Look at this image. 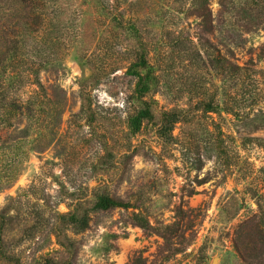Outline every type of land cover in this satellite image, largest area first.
Instances as JSON below:
<instances>
[{
    "label": "rangeland",
    "instance_id": "obj_1",
    "mask_svg": "<svg viewBox=\"0 0 264 264\" xmlns=\"http://www.w3.org/2000/svg\"><path fill=\"white\" fill-rule=\"evenodd\" d=\"M241 2L258 24L248 33L218 0L206 28L194 0H32L19 19L0 6L8 39L26 41L11 25L39 16L27 46L0 64V264L62 260L55 227L78 204L89 224L67 230L73 264H248L261 255L264 0ZM131 29L155 76L146 100L156 115L172 113L165 126L155 117L134 125L142 106L127 74ZM102 195L127 207L96 211Z\"/></svg>",
    "mask_w": 264,
    "mask_h": 264
},
{
    "label": "trees",
    "instance_id": "obj_2",
    "mask_svg": "<svg viewBox=\"0 0 264 264\" xmlns=\"http://www.w3.org/2000/svg\"><path fill=\"white\" fill-rule=\"evenodd\" d=\"M32 0H0V6L2 7H12L15 8L13 11V14L16 13L15 17L19 19L23 13H26V7L29 3H31ZM243 0H218V7L221 14L226 15L232 22L233 25L241 28V30L245 33H248L252 30L253 27H257L258 24L254 23V21L251 19L250 15L249 17H246L244 10H246L244 7L240 6L237 7L235 4H245L241 2ZM28 3V4H27ZM196 4L195 9V15L197 18L201 20V23L206 27L210 26L211 23V15L208 10V4L209 0H194V3ZM33 12L29 13L32 14ZM25 15V14H24ZM27 15L26 14V20L25 21H16L13 23V25L10 24V21L8 22L9 25H11L12 32L14 33V29L17 27L21 32H24L25 34L21 37L28 35V39L25 41L22 38L20 39L19 36L16 34V38H10L8 39L6 37V33L3 31V35L0 34L1 37V44H0V64L4 61V56H6L9 53H18L21 48H25L27 46V43L30 40V37L32 34L36 33V26L39 19L38 15L32 16V23L27 22ZM242 15V16H241ZM244 15V16H243ZM12 16V15H11ZM9 16V18L12 19V17ZM14 16V15H13ZM35 21V22H34ZM133 29L130 31V45H132L135 49L133 52V62L128 66L127 68V74L132 77L135 80L133 93L131 96V99L135 102L139 103L142 108L139 109L135 113L134 118V125L138 126L140 122L142 121H150L154 117L158 118L159 122L162 125H166L170 123V116L172 113H165L161 112L159 115H156L157 112L154 107H152V103L147 101L146 99L150 97L155 92V76L153 69L147 59V50L145 43L137 36H135V33H133ZM20 32V33H21ZM135 32V31H134ZM15 37V36H13ZM86 64V66L90 70V81L95 80V69H93L91 66V61L88 59H85L84 56L80 57ZM2 76V72H0V77ZM2 81L0 82V85L2 86ZM35 85L37 87H41L38 80H36ZM152 101V100H151ZM153 102V101H152ZM81 111L89 115L90 113V101H87L86 94H81ZM114 207H127V204H123L120 201L111 200L108 196H97L96 202L94 204L93 209L96 211H108L111 208ZM256 220V219H254ZM89 224V215L88 211L81 206V205H75L72 210L69 212L63 214L60 216L59 221L55 227L54 231V237L56 240L57 245L62 250V260H57V262H51V263H45V264H73L77 257V243L71 240L67 236V230L71 229L74 232H83L88 228ZM141 228L147 227V224H137ZM264 227V223L260 221V224L258 226ZM167 230H170L169 228H166ZM166 230V231H167ZM261 237H264L262 235ZM163 239L167 240V236H163ZM264 257V241H262L261 246V255L252 258L248 257V264H263L260 263L258 260L259 258ZM252 259V260H249ZM257 259V260H256ZM18 264L17 262H15Z\"/></svg>",
    "mask_w": 264,
    "mask_h": 264
}]
</instances>
